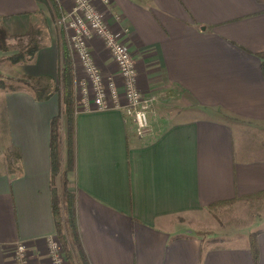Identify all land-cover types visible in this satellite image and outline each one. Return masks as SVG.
Instances as JSON below:
<instances>
[{
	"label": "crops",
	"instance_id": "obj_1",
	"mask_svg": "<svg viewBox=\"0 0 264 264\" xmlns=\"http://www.w3.org/2000/svg\"><path fill=\"white\" fill-rule=\"evenodd\" d=\"M42 8L37 0H0V17L10 34L23 35L42 22ZM100 9L154 103L143 135L116 108L75 115L71 191L89 264H254L249 234L216 242L176 219L264 192V138L252 145L236 138L247 134L243 127L264 137V1L111 0ZM92 49L101 71L114 74L104 42ZM35 59L34 73L32 62L13 67L51 76L58 49L43 43ZM1 99L9 145L21 158L17 173L0 170V264H17L19 243L29 264H53L50 134L60 105L28 89ZM253 232L264 264V229Z\"/></svg>",
	"mask_w": 264,
	"mask_h": 264
},
{
	"label": "rangeland",
	"instance_id": "obj_2",
	"mask_svg": "<svg viewBox=\"0 0 264 264\" xmlns=\"http://www.w3.org/2000/svg\"><path fill=\"white\" fill-rule=\"evenodd\" d=\"M42 3V22L38 25H33V30H39L37 33V38H40L41 44H50L56 46L58 49V64L55 74L51 76H34L31 73L34 71H39V67L34 62V64L28 65V72L19 73L15 71L12 63L10 61V56L16 54L19 49L26 46L29 42V36L27 33L21 35L8 34L6 43L8 44V50L0 49V80L6 84V88L0 87V170H8L11 166L14 168L18 167V161L16 154H13L11 159L8 158L9 153L13 151L12 147L9 145L8 133L6 119L4 116L3 107L1 104L2 94L9 90L15 91L18 89H27L23 86L22 83L17 82V80L25 79L28 80L32 76L36 78L41 83L40 86L44 88L43 93H50L51 96L58 101V104L61 105L62 100V84H61V65L63 51L66 48L70 53V57L73 62L74 68V116L76 112L82 111L84 106L81 104L82 98L84 97L83 93L80 90V84L82 81L86 80L87 76L84 72L83 66L80 62H77V54L71 52L69 41L67 39V33L64 28L58 23L61 13L68 12L72 9V3L69 0H50L49 3ZM101 6L98 8L100 9ZM101 10V9H100ZM103 11V10H101ZM105 20H106V14ZM110 26V25H109ZM101 40L100 38L93 37L89 39L88 43L94 57L96 64L98 61L95 57V54L92 49V44ZM110 57L112 54L108 51ZM76 60V63H75ZM114 61V60H113ZM115 62V61H114ZM23 64V63H21ZM76 64V65H75ZM116 64V63H115ZM15 66V65H14ZM27 69V68H26ZM103 72V71H102ZM104 74V72H103ZM114 74H117V70ZM114 74H104L105 77L115 76ZM29 90V89H28ZM90 98L94 97V92L90 91ZM60 111V108H59ZM246 131L247 134L236 135L237 140L241 142L242 139H245V143L248 145L256 144L258 139L262 143V136L256 135L255 130L244 128L241 132ZM63 141L65 142V152L67 150V127H66V117L62 115L61 120V158H62V146ZM264 143V139H263ZM241 144V143H240ZM68 153L65 154V164L62 167L61 159V173L56 179V186L58 188L59 194L63 196V181L65 178V172L68 181V188L71 190L73 187V171H68ZM176 222L183 225L186 230L192 231L194 233H200L206 237H209L211 240L216 242L221 241H239L250 232H253L257 229H264V198H251L246 200L237 201L228 205H223L216 208H211L208 212H202L200 214L187 215L186 217H181L176 219ZM57 243L59 246V253L62 254L64 261H66L63 247L57 238ZM76 259L78 264H82L78 254L76 253ZM65 264V263H64ZM67 264V263H66Z\"/></svg>",
	"mask_w": 264,
	"mask_h": 264
},
{
	"label": "built area",
	"instance_id": "obj_3",
	"mask_svg": "<svg viewBox=\"0 0 264 264\" xmlns=\"http://www.w3.org/2000/svg\"><path fill=\"white\" fill-rule=\"evenodd\" d=\"M72 9L61 13L58 23L67 34L71 52L77 54L86 73V80L80 84L84 97L81 104L82 111L107 110L116 108L124 111L132 118L139 135L150 129L149 112L154 98L145 95L138 87V72L135 59L130 48L122 39L118 31H114L105 20L104 13L98 8L107 6L111 0H69ZM100 38L117 66L115 76L105 77L92 55L89 39ZM76 63V60H75ZM76 65V64H75ZM94 97L90 96V91ZM124 98V100L122 99ZM76 112L78 114L79 112ZM50 257L53 264H64V258L59 253L56 240L50 241ZM17 264H29L26 245L19 243L16 246Z\"/></svg>",
	"mask_w": 264,
	"mask_h": 264
},
{
	"label": "trees",
	"instance_id": "obj_4",
	"mask_svg": "<svg viewBox=\"0 0 264 264\" xmlns=\"http://www.w3.org/2000/svg\"><path fill=\"white\" fill-rule=\"evenodd\" d=\"M45 4L50 0H37ZM264 1V0H259ZM34 26H31L27 31L29 36V42L26 46L19 49V51L10 56L12 63H28L35 59L37 52L41 48V40L37 38L39 30H33ZM35 29V28H34ZM9 30L3 23V19L0 17V49L8 50L9 46L6 43ZM261 60V67L264 74V51L258 54ZM61 84H62V100L59 113L51 120V134H50V150H51V183H52V209L55 220L56 236L59 239L62 247L65 259L68 264H78L76 259V253L82 264H89L87 256L84 252L80 231L77 220V207H76V194L69 190L68 181L65 172V178L63 181V196L59 194L56 186V179L61 173V120L62 115L66 117L67 127V153H68V171L75 170V116H74V68L73 62L70 57V53L65 48L63 51L62 65H61ZM17 82L22 83L24 87L32 91L38 99H48L51 94L43 93L44 88L40 86L41 82L32 76L30 79H20ZM0 87L6 88V84L3 80H0ZM16 154L17 161L19 162L21 156L18 152L12 151L9 153L8 158L11 159L12 155ZM20 170L19 167H10L8 171L11 174H15ZM251 198H264V192H260L249 196L246 199ZM235 201H222L212 204L211 208L220 207L234 203ZM258 232H251L249 234L250 247L253 253L254 264L258 262V246H257Z\"/></svg>",
	"mask_w": 264,
	"mask_h": 264
}]
</instances>
